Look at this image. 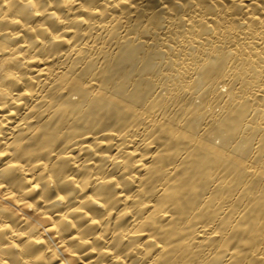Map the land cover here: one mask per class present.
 I'll use <instances>...</instances> for the list:
<instances>
[{"label": "clouds", "instance_id": "1", "mask_svg": "<svg viewBox=\"0 0 264 264\" xmlns=\"http://www.w3.org/2000/svg\"><path fill=\"white\" fill-rule=\"evenodd\" d=\"M0 264H264V0H0Z\"/></svg>", "mask_w": 264, "mask_h": 264}]
</instances>
